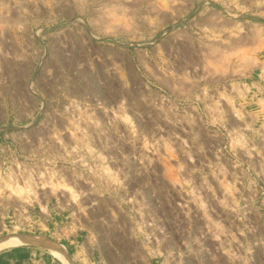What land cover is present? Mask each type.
I'll list each match as a JSON object with an SVG mask.
<instances>
[{
    "label": "rangeland",
    "instance_id": "rangeland-1",
    "mask_svg": "<svg viewBox=\"0 0 264 264\" xmlns=\"http://www.w3.org/2000/svg\"><path fill=\"white\" fill-rule=\"evenodd\" d=\"M7 233L75 264H264V0H0Z\"/></svg>",
    "mask_w": 264,
    "mask_h": 264
},
{
    "label": "bare ground",
    "instance_id": "bare-ground-1",
    "mask_svg": "<svg viewBox=\"0 0 264 264\" xmlns=\"http://www.w3.org/2000/svg\"><path fill=\"white\" fill-rule=\"evenodd\" d=\"M33 245L48 250L61 264H75L65 247L41 234L7 233L0 235V251L17 246Z\"/></svg>",
    "mask_w": 264,
    "mask_h": 264
}]
</instances>
